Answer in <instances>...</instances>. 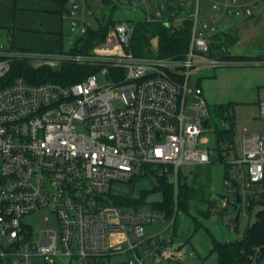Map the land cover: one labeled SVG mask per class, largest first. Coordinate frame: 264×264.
Returning <instances> with one entry per match:
<instances>
[{
	"label": "built area",
	"instance_id": "2783aa9c",
	"mask_svg": "<svg viewBox=\"0 0 264 264\" xmlns=\"http://www.w3.org/2000/svg\"><path fill=\"white\" fill-rule=\"evenodd\" d=\"M261 7L264 0H69L70 52L15 50L0 43V264H103L123 253L129 254L123 264H184L170 236L172 223L146 234V225L173 218L165 209L124 210L105 197L111 183L130 182L149 167H160V176L168 175L167 167L174 170L177 212L180 166L224 165L234 174L224 178L228 195L210 192L202 212L226 217L232 230L249 212L257 219L264 208V132L245 133L239 155L234 139L221 136L234 130V121L225 116L215 123L200 87L195 103L188 105L187 97L194 66L242 63L230 59L227 42L221 51L229 59L206 57L212 49L207 34L217 32L221 19L253 17ZM95 8L129 10L136 17L132 24L101 13L94 22ZM141 23L172 32L187 28L188 48L159 56L154 38V57L135 56L132 40ZM100 28H108L104 40L79 52L82 38ZM15 61L34 69L58 71L70 64L118 75L107 84H99L95 72L68 85L33 84L8 79ZM259 109L264 119V101ZM42 210L57 217L59 230L36 236L23 218ZM251 264H264L261 247L254 248Z\"/></svg>",
	"mask_w": 264,
	"mask_h": 264
},
{
	"label": "rangeland",
	"instance_id": "374dc122",
	"mask_svg": "<svg viewBox=\"0 0 264 264\" xmlns=\"http://www.w3.org/2000/svg\"><path fill=\"white\" fill-rule=\"evenodd\" d=\"M69 9V6L67 7ZM96 9V18L101 13L106 16H112L115 21H130L136 17L134 12L129 10L111 11L109 8ZM193 11V9L191 8ZM190 11V9H189ZM67 11L64 13L66 17ZM38 20L34 27L36 30L46 33L47 27ZM150 23H141L136 25V31L132 40L131 51L137 57H154L156 49L151 46V42L146 40L140 30L152 31L154 27L147 25ZM217 32L207 34L208 40L212 46L210 54H204L208 58L229 59L230 56L222 53L221 46L227 44L225 35L230 34L238 38V42L231 47L233 56L247 57L233 60L240 61L237 65L219 66V67H201L194 66L189 81V93L187 104L191 105L197 101L195 90L200 87L208 104L209 113L215 123L222 118L230 117L234 121V145L237 153L240 155L245 133L261 134L264 132V119L260 116L259 102L264 101V7L256 12L253 17L229 16L221 19L217 23ZM96 28V25L92 26ZM8 32L23 33L24 36L32 38L29 31L15 29L12 25L0 27V43L6 46L12 45L15 50H27L30 45L23 46L26 49L15 47L21 43L19 40L11 42V35ZM34 34V33H33ZM63 52L72 50L69 44L70 21L65 19L63 22ZM79 38V37H78ZM76 38V40L78 39ZM114 41L113 38L109 39ZM104 50V48L102 49ZM197 60V59H196ZM259 62V64L248 62ZM99 84H107L116 80L117 72L110 70V73L103 75L102 72H95ZM120 105L119 101L115 102ZM189 110L188 112H190ZM216 134H209L210 141L217 140ZM201 145V144H200ZM231 157L235 158V152H231ZM160 167H149L143 170L142 176L133 179L130 182H113L110 191L105 195L108 201H116L125 198L126 204H122L124 210L149 209L160 206L162 194L158 191L159 178L155 175ZM168 181L174 185L175 172L167 167ZM163 171V169L161 168ZM225 176L233 177V172L221 164L213 163L206 168L203 166L181 165L178 169L179 186L186 185L192 192V200L188 208H179L172 219L160 223H153L145 226L146 234L153 235L164 230L172 223L170 236L172 237L174 247L182 251L181 261L184 264H219L216 254L213 252L214 240L221 243L234 242L242 239L241 234L252 225L255 220V214L249 212V216L235 224V230H232L231 222L226 218L208 217L202 210L207 208L206 197L210 192H217L220 195H228L224 186ZM205 177V180L203 178ZM209 181V186L207 185ZM211 181V184H210ZM205 200V201H204ZM119 203V202H118ZM121 203V202H120ZM121 205V204H120ZM23 224L38 235L45 230H59L58 219L48 210H42L23 218ZM194 253V256L190 255ZM129 257V254L106 258L103 264H123ZM179 264V263H173Z\"/></svg>",
	"mask_w": 264,
	"mask_h": 264
},
{
	"label": "trees",
	"instance_id": "16d2710c",
	"mask_svg": "<svg viewBox=\"0 0 264 264\" xmlns=\"http://www.w3.org/2000/svg\"><path fill=\"white\" fill-rule=\"evenodd\" d=\"M60 7L61 13L68 11L69 0H51ZM154 27V30H140L143 37L149 42L158 38L159 56L173 55L184 52L188 48L190 34L188 29H182L178 32H172L160 24H147ZM108 28H100L96 31H90L81 40L82 48L79 52L87 53L92 48L102 42L106 36ZM12 42V40H11ZM151 44V43H150ZM231 58L240 59L247 57L231 56ZM95 72L93 67H80L76 65H64L60 70H51L50 68H32L27 61H15L12 64L9 80L17 77H23L26 81L33 84H39L45 81H53L63 85H68L80 81L83 77ZM235 131L233 129L225 131L221 136L224 141L230 142L234 139ZM158 191L162 194L160 207L167 211V216L172 218L175 213L174 185L168 181L166 176L158 177ZM192 192L186 185L179 187L177 198L178 209H187L192 200ZM119 202V203H118ZM121 202V203H120ZM118 204L127 203L125 198L117 200ZM261 247L264 253V208L258 213L256 221L250 225L242 239L234 242L221 243L214 240L213 252L217 256L219 264H251V257L255 247Z\"/></svg>",
	"mask_w": 264,
	"mask_h": 264
},
{
	"label": "crops",
	"instance_id": "0c3cea01",
	"mask_svg": "<svg viewBox=\"0 0 264 264\" xmlns=\"http://www.w3.org/2000/svg\"><path fill=\"white\" fill-rule=\"evenodd\" d=\"M60 7L51 0H0V27L8 24L21 31H29L32 38L25 34L10 33L14 43L20 41L15 47L26 49L23 46L30 45L31 50L59 52L63 51V22L66 19L61 13ZM38 20L47 27L46 33L36 30ZM34 33V34H33ZM209 186V181L207 182ZM211 184V181H210ZM182 252V251H181Z\"/></svg>",
	"mask_w": 264,
	"mask_h": 264
},
{
	"label": "water",
	"instance_id": "95a60500",
	"mask_svg": "<svg viewBox=\"0 0 264 264\" xmlns=\"http://www.w3.org/2000/svg\"><path fill=\"white\" fill-rule=\"evenodd\" d=\"M225 40L230 46H232V45H234V44H236L238 42V38L236 36H233V35H230V34L225 35ZM209 123H210V121H209V119H207L205 121V124L207 126H209ZM238 202H240V197L239 196H238ZM239 217H240V215L238 214L237 217H236V221H239Z\"/></svg>",
	"mask_w": 264,
	"mask_h": 264
}]
</instances>
